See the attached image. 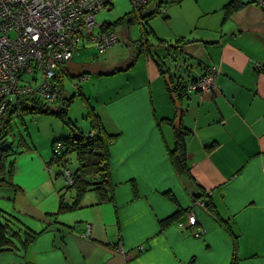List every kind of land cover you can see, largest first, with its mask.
<instances>
[{"label": "crops", "instance_id": "0c3cea01", "mask_svg": "<svg viewBox=\"0 0 264 264\" xmlns=\"http://www.w3.org/2000/svg\"><path fill=\"white\" fill-rule=\"evenodd\" d=\"M165 1V16L147 19L148 49L140 53L138 48L131 57L82 60L84 70L103 75L84 81L86 93L79 84L82 109L70 112V99L65 106L68 129L59 135L39 133L38 143H27L26 152L1 178L0 210L37 235L27 245L19 238L18 246L0 251V264H216L212 241L219 228L202 206L193 208L198 218L193 236L202 226V240L191 238L192 228L181 229L191 227L185 213L193 206L186 197L196 203L203 200L202 191L236 236L233 240L223 228V262L228 254L231 264L234 254L235 264H264V217L255 223L236 220L246 210H257L258 202L264 211L263 195L256 198L264 194V7L259 0H236L239 8L225 16L223 8L232 0ZM177 61L188 63L184 72L171 70L183 80L209 65L216 68L209 91L188 92L180 99L178 128L186 132L189 169L182 177L166 153L173 148L177 112L168 75L159 67ZM71 72L69 78L84 74ZM73 95L72 82L57 106ZM73 130L83 135L100 131L111 140L105 186L80 193L65 183L64 167H77L74 152L65 155L63 166L52 161L53 143ZM156 171L163 175L154 184ZM178 209L183 211L176 221L161 227L159 221Z\"/></svg>", "mask_w": 264, "mask_h": 264}, {"label": "built area", "instance_id": "2783aa9c", "mask_svg": "<svg viewBox=\"0 0 264 264\" xmlns=\"http://www.w3.org/2000/svg\"><path fill=\"white\" fill-rule=\"evenodd\" d=\"M110 1L0 0V114L14 110L18 98L56 99L60 91L54 82L55 73L66 71L65 62L80 43L89 42L100 54L117 43L114 30L96 21V14L108 10ZM129 1L133 7L166 12V8L157 5L158 0ZM259 3L264 7L263 0ZM29 75L31 78L26 79ZM215 75V66H209L199 80L188 86V91H209ZM87 77L85 73L78 76L73 86L77 88ZM88 135L93 137L92 132ZM63 176L68 186L74 183L73 170L68 166L64 167ZM196 203L204 205L202 200ZM185 215L188 227L196 225L197 219L190 210ZM203 233L204 228L199 226L194 236Z\"/></svg>", "mask_w": 264, "mask_h": 264}, {"label": "trees", "instance_id": "16d2710c", "mask_svg": "<svg viewBox=\"0 0 264 264\" xmlns=\"http://www.w3.org/2000/svg\"><path fill=\"white\" fill-rule=\"evenodd\" d=\"M156 2V0H154ZM159 4H157L159 7L166 8L167 2L165 0H158ZM110 4V2H109ZM111 6V5H110ZM240 6V2L236 0H232L228 2L224 6V12L225 16H228L230 13L238 9ZM111 8V7H110ZM132 11H133V16L132 19L130 20L128 18V22H131L133 19H137L139 23H142L145 27L147 19L151 18L155 15L157 16H165V13L162 14L160 11H153L149 7H133L132 6ZM97 21V18H96ZM103 26L105 27H110L113 29V26L109 23H102ZM142 28V33L139 39V50L140 53L144 51V49H148V38H147V33L144 29ZM114 30V29H113ZM90 44L89 42H84L80 43L78 47L75 49L73 54L80 50V47H84V45ZM91 46L94 47L95 51L97 54L101 55L98 51L97 48L90 44ZM165 47L171 48L172 45L168 44L165 42ZM146 51V50H145ZM71 58V57H70ZM69 58V59H70ZM68 59V60H69ZM174 62V61H173ZM171 63V62H170ZM165 64V63H163ZM176 64V63H175ZM175 64L172 65V67L169 68H163L161 64H159V67L161 68V73L162 74H167L168 75V80L170 84H168V89H169V94H172L174 97L181 99L182 96L186 95L188 92H201L199 90L197 91H188V86L191 83H195L197 80H199L207 71L209 66L205 67L201 72L197 74H193L188 78L186 77L184 80L181 79V75L179 76L176 81L173 79V77H178L175 72L173 75V72L171 71L174 69ZM177 67L176 69H180L181 71L186 70V66H188V63L185 61H177L176 64ZM65 69L66 71L63 72H58L56 71L55 77H54V82L56 86L59 88V96L54 99V100H46L42 97H34V98H29V97H23V98H18L16 101L15 109H8L5 113H2L4 116V119L0 117V128H3V125L5 122L10 121L12 118L13 114L17 110H19L20 113H29V112H34L35 110H38L41 106V99L47 102L51 101H57L59 102L60 100L63 99V77H68L69 78V73L66 68V62H65ZM72 78V76H70ZM77 78L78 76H73ZM74 81V80H72ZM174 81L176 83H174ZM76 89L75 94H81L79 92L80 86L78 85ZM70 100V99H69ZM28 103H31L29 106ZM61 103V102H60ZM68 102L63 103L62 106H60V109L58 110L59 114L64 118L66 124H67V117L65 115L66 111V105ZM62 104V103H61ZM18 112V111H17ZM0 114V116H2ZM75 131V132H74ZM185 134L186 132L183 130H180L179 128L175 130V137H174V143H173V148L168 150V156L170 163L178 177L182 176H188V167L185 162ZM111 140H108L107 138L103 137V134L99 131V133H93V137L89 136L88 134L83 135L80 133L78 130H73L71 134H69L66 137L60 138V140L55 141L52 145V161L56 164H60L61 166L65 165V161H63V158L65 160V155L68 154L69 152H74L77 155V167L76 170L73 171V176H74V183L72 187H77V189L80 191V193L92 185H95L93 187L99 189V186H105L106 183L109 181V173H108V167L106 163V157L109 155V142ZM29 145L27 142L24 141V147H28ZM10 153L7 152L6 150H3V152L0 153V180L1 178L3 179L5 175L9 174V170L11 169L13 165V161H7V156H9ZM96 175V179H94L93 175ZM89 177H92V180H89ZM108 185V184H107ZM100 186V187H101ZM80 188V189H79ZM163 194L168 197L171 201L176 202L173 194L171 192H163ZM207 191H202L201 192V197L203 198V203L204 205L202 206L208 213L213 217L214 220H216L224 229L227 231V233L233 238V240L236 238L234 236L233 230L229 222L226 220L222 219L220 215L217 213L213 203L210 201V198L208 196ZM196 199V198H194ZM198 199V198H197ZM196 199V200H197ZM179 212H175L173 215H170L166 218L161 219L160 225L161 227H164L165 225L172 223L176 221V219L179 217V213H181L183 210H179ZM187 211V210H186ZM37 233L23 227L17 220V218H13L12 216L6 214L2 210H0V251H5V250H10L12 249L13 246H16L17 244L15 241H17L19 238L22 239L21 243L22 245H27L34 237H36ZM18 246V245H17ZM231 264H235V257L233 254V258L231 261Z\"/></svg>", "mask_w": 264, "mask_h": 264}, {"label": "rangeland", "instance_id": "374dc122", "mask_svg": "<svg viewBox=\"0 0 264 264\" xmlns=\"http://www.w3.org/2000/svg\"><path fill=\"white\" fill-rule=\"evenodd\" d=\"M110 5L111 6L108 7V8L111 7L110 10H107V9L101 10L96 14L97 23L98 24H101V23L111 24L113 26L115 33L118 36V42L112 45L111 47H109L101 55L96 53L93 46H91L90 44H86L84 45V47H80L81 49H84L83 53L79 55L75 53L73 55L72 61H71V58L66 61V68L68 70L74 71V72H71L70 75H79L80 73L87 74L89 72L87 74L88 77L85 80L79 82V84L81 85L83 89V93H86V83H84V81H88L90 78L91 79L98 78L103 75L95 73V70H88V69L84 70L83 68L84 64L82 60L92 61L95 59H99V60L112 59L117 56L131 57V55L138 53V48L140 47L139 39L142 33L141 27H144V25L142 23H139V21L136 18L133 19L131 22H128V18L131 20L133 16L132 5L130 1L129 0H111ZM162 8L160 10H162ZM159 17L162 18V16H159ZM150 39L154 41V44L156 45V47L161 46L160 44H158L159 42L155 40L154 38L150 37ZM133 61L134 60H132L131 62ZM37 75L39 76V74ZM30 78H31L30 75L26 77V79H30ZM67 78L68 77H65V78L63 77L62 81H63L64 89H67V91H69L70 88L72 87V82H73L72 80H75L76 78L75 77L68 78V79ZM105 89H106V86H105ZM75 92H76V89H75ZM79 96H80L79 94H76L70 98L65 97L66 102H68L67 107L69 106V103H71L69 99L71 100L73 99L72 103L69 106V111L72 113H76L79 109H82V106L84 105V103H82L80 99L78 98ZM99 97L100 98L105 97V93H103ZM40 101L42 103V106L38 110H35L33 113L32 112L20 113L16 111L15 114H13L10 121L5 122L3 125V128L2 129L0 128V153L3 152V150H6L7 152L10 153V155L7 156V161H13L14 163L17 156L22 154V152L23 153L26 152V148L24 147V141L27 142L30 146H31V140L33 141L34 144L38 143L37 137L39 133L41 136H44L45 134L47 135H53V134L57 135L58 134L59 135L64 131L65 128L68 129V125L66 124L64 118L58 112V110L60 109V105L57 106V101L47 102V101H44L43 99H41ZM28 105L30 106L31 103H28ZM4 116L5 115L2 114V116L0 117L4 119ZM73 124L76 125L75 122ZM27 128H28L30 137L28 136ZM167 139L170 140L171 138H167ZM163 145H164V142L162 141L161 148H163ZM166 153L168 155L167 150H166ZM168 161L170 162V160ZM68 165H70L71 167L76 165L74 156H70V163ZM162 175L163 173L161 171H156V175L154 176L153 174L152 182L156 184L155 181L160 179ZM181 188L183 191L182 186ZM180 194H183V193L180 192ZM184 194H187V193L184 192ZM234 195H238V194H234ZM261 195H263L262 197H264V194H256L257 196L256 198L258 201L261 199ZM179 197L184 201V199L181 196ZM186 201L189 207L193 206L191 209H188L192 213H193L194 207L202 210V208L197 203H194L189 196L186 197ZM254 206L258 207L257 210H254V209H252L251 211L246 210L244 211L246 213H240L239 215H237L236 220H238L239 222L242 221L244 223H249L250 221L251 223L259 222L261 218L264 217V211L260 209L261 207L259 206V202H258V206L257 205H254ZM197 214H199V211H197ZM207 216H209L212 224H214L216 228H219V232H220V233L218 232V233L213 234L214 239L212 241V248H213L212 258L214 259L216 264H226V263L228 264L227 262L229 259L228 254H227L226 262L224 263L222 260V254L225 253V249H226L224 246L223 237L227 233L224 231L223 227L218 222H216L210 215L207 214ZM191 228H192L191 238L202 240L203 236H200V237L193 236V231L196 229V225H193L186 229L185 227H183L181 229L185 231H189V229ZM203 244H204V249H206L205 243Z\"/></svg>", "mask_w": 264, "mask_h": 264}, {"label": "water", "instance_id": "95a60500", "mask_svg": "<svg viewBox=\"0 0 264 264\" xmlns=\"http://www.w3.org/2000/svg\"><path fill=\"white\" fill-rule=\"evenodd\" d=\"M168 78V77H167ZM179 78V76L177 77V79ZM170 82L168 81L167 79V84H169ZM171 97H172V100L174 101V104H175V108H176V118L174 120V125H175V128L178 129L179 127V121H180V116H181V106H180V99L174 97L172 94H171ZM182 99V97H181ZM196 201V200H195Z\"/></svg>", "mask_w": 264, "mask_h": 264}, {"label": "clouds", "instance_id": "9594fccd", "mask_svg": "<svg viewBox=\"0 0 264 264\" xmlns=\"http://www.w3.org/2000/svg\"><path fill=\"white\" fill-rule=\"evenodd\" d=\"M114 32H115V31H114ZM117 42H118V41H117ZM176 64H177V63H176ZM176 64H175V67H177ZM168 81H169V80H168ZM169 84H170V83H169ZM72 185H73V184H72ZM197 200H198V199H197ZM197 200H196V201H197Z\"/></svg>", "mask_w": 264, "mask_h": 264}, {"label": "bare ground", "instance_id": "6f19581e", "mask_svg": "<svg viewBox=\"0 0 264 264\" xmlns=\"http://www.w3.org/2000/svg\"><path fill=\"white\" fill-rule=\"evenodd\" d=\"M83 76V75H82ZM83 81V80H82Z\"/></svg>", "mask_w": 264, "mask_h": 264}]
</instances>
